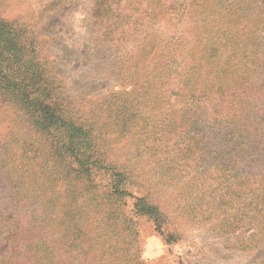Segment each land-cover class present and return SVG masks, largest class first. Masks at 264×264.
<instances>
[{
  "label": "trees",
  "instance_id": "1",
  "mask_svg": "<svg viewBox=\"0 0 264 264\" xmlns=\"http://www.w3.org/2000/svg\"><path fill=\"white\" fill-rule=\"evenodd\" d=\"M153 1L147 4L155 11ZM121 3L98 0L94 9L95 19L97 12L100 22L105 18L109 34L126 25L118 10ZM230 11L211 21L226 28L243 23L242 13ZM157 17L146 19V30L163 44L162 22L175 29L176 20ZM34 35L27 25L16 27L0 20V94L28 122L22 136L0 149V173L5 174L9 200L7 209L0 208V264H126L119 253L135 236L130 229L137 216L148 218L158 234H167V241L173 242L176 232L167 214L148 197L134 201L132 215L120 210L126 195L124 182L130 181L128 172H136L130 169L134 165L127 160L120 165L92 161L93 124L86 127L66 116L58 78L52 76V68L39 64ZM26 43L31 44L28 53ZM233 44L230 40L214 54L219 61L207 60V66L195 61L193 48L179 61L169 54L172 63L146 74V90L141 85L127 96L115 94L114 104L107 108L115 125L123 126L143 151L156 156L162 175L167 179L175 174L192 176L181 187L193 203L192 217L211 224L218 233H233L254 223L257 232L252 238L261 235L258 244L264 242V73L257 69H264V60L247 46L236 44L233 49ZM223 54L226 60L221 61ZM238 58L243 62L234 60ZM243 66L248 68L245 76L239 73ZM147 110L162 116H141ZM190 147L195 152L187 156ZM170 153L175 162L166 158ZM103 163L110 175L99 170ZM98 177L110 180L108 185ZM107 188L117 204L110 222L97 216L92 207L95 198H89ZM78 189L83 191L77 193ZM216 213L223 219L218 223L212 218ZM133 263L144 264V260L136 256Z\"/></svg>",
  "mask_w": 264,
  "mask_h": 264
},
{
  "label": "rangeland",
  "instance_id": "2",
  "mask_svg": "<svg viewBox=\"0 0 264 264\" xmlns=\"http://www.w3.org/2000/svg\"><path fill=\"white\" fill-rule=\"evenodd\" d=\"M217 1L219 6L216 5ZM97 2L0 0V20L16 27L27 25L32 33H36L33 38L37 42L39 64L52 68L53 73L47 71L49 76L51 73L58 78V90L65 99L66 116L86 127L93 124L94 141L90 148L94 150L89 152L95 155L92 161L99 159L106 164L120 165L127 160L129 165H134L130 169L135 168L136 172H128L130 181L124 182L126 195L119 204L124 215H132L136 199L148 197L167 214L171 229L176 232L174 241L168 242L167 234H158L148 218L133 217L135 223L130 230L135 236L128 238L131 243L119 253V260L134 264L133 260L137 256L144 260V264H260L264 260V242H256L261 235L252 238L257 232L256 225L253 223L238 228L233 233H218L213 231L211 224L207 225L196 219L198 217H192L193 203L181 188L184 182H190L192 176L181 178L175 174L167 179L166 174L162 175V166L157 163L159 160L156 156L143 151L132 133L124 132L126 129L123 126L115 125L114 117L107 107L109 103L114 104L112 96L115 94L127 96L135 86L139 89L141 85V90H146V74L172 63L169 54L179 61L181 55L187 56L188 48L195 50L194 59L199 65L207 66V60L210 63L219 61L214 54L227 46L230 40L235 41L231 48L235 49L236 44L247 46L249 52L262 54L261 57L257 56L264 60V0H154L155 11L147 4V0H122L118 10L121 18L126 20V25L122 24L121 31L114 28L111 32L113 28L110 29L113 35L108 33L104 17H101L100 22L98 12L95 19ZM230 10L232 14H235L234 11L242 13L243 23L236 26L229 24L226 28L221 23L211 21L215 17L229 15ZM108 14L109 11L104 15ZM155 16H158L157 20L162 17L176 20L173 23L175 29L162 22L163 44L159 42L160 37L150 38V31L146 30V19ZM153 25L155 28L157 23ZM171 40L172 46L169 48L168 42ZM29 43L32 44L31 41ZM29 43L24 44L26 50L31 46ZM217 45L218 48L215 47ZM30 51L32 49L26 53ZM193 53L188 56L192 57ZM220 58L221 61L226 60V54ZM234 60L243 62L240 58ZM133 63L135 68H132ZM246 69L243 66L239 73L245 76ZM257 71L259 74L264 73L261 68ZM154 114L162 116L160 112L150 114L149 110L142 112L141 116L154 117ZM26 123L22 119V111L9 98L0 94V149L16 136H22ZM194 152L195 149L190 147L187 156ZM166 158H169V163L175 162L171 159V153ZM106 164L103 163V169L99 170L110 175V172H106ZM97 179L100 182L102 179L103 185H108L110 181L106 182L103 177ZM7 188L5 174L1 172L0 208L3 210L9 207ZM79 189L77 193L83 191ZM89 198H95L96 204L92 207L96 209L97 216H104L106 220L103 218V221L110 222V214L117 208L115 196H110L107 188L96 190ZM218 204L217 213H221L223 210ZM217 213L212 218L218 223L223 219Z\"/></svg>",
  "mask_w": 264,
  "mask_h": 264
}]
</instances>
